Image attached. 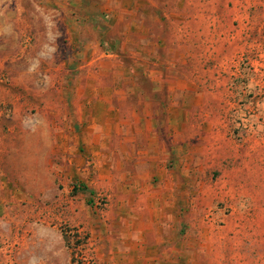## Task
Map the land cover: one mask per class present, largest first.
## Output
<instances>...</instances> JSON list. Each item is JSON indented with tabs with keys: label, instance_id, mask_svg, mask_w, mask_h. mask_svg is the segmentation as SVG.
Segmentation results:
<instances>
[{
	"label": "rangeland",
	"instance_id": "374dc122",
	"mask_svg": "<svg viewBox=\"0 0 264 264\" xmlns=\"http://www.w3.org/2000/svg\"><path fill=\"white\" fill-rule=\"evenodd\" d=\"M0 264H264V0H0Z\"/></svg>",
	"mask_w": 264,
	"mask_h": 264
}]
</instances>
